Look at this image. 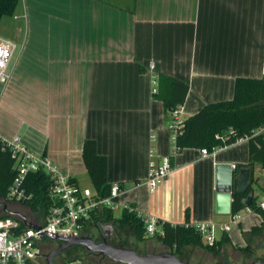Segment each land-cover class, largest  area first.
Segmentation results:
<instances>
[{
  "label": "crops",
  "instance_id": "0c3cea01",
  "mask_svg": "<svg viewBox=\"0 0 264 264\" xmlns=\"http://www.w3.org/2000/svg\"><path fill=\"white\" fill-rule=\"evenodd\" d=\"M14 17L20 26L3 35L18 37L20 47L10 82H0V138L20 137L81 186L90 182L83 146L95 140L108 158L109 183L121 184V200L140 217L211 223L219 239L229 237L225 248L247 245L263 214L243 210L233 221L217 187L249 168L255 202L264 193V169L248 166V139L205 159L183 149L151 192L149 173L173 148L170 118L153 89L162 75L186 83L182 113L189 119L231 100L237 79L263 78L264 0H21Z\"/></svg>",
  "mask_w": 264,
  "mask_h": 264
},
{
  "label": "trees",
  "instance_id": "16d2710c",
  "mask_svg": "<svg viewBox=\"0 0 264 264\" xmlns=\"http://www.w3.org/2000/svg\"><path fill=\"white\" fill-rule=\"evenodd\" d=\"M21 0H0V25L4 17L15 15ZM189 86L174 78L160 76L158 92L156 97L163 102L169 122L172 112L183 107L185 104ZM168 122V123H169ZM264 128V77L261 79L239 78L235 84L234 97L228 101H222L206 105L200 112L186 121L184 133L177 142V153L183 149L191 148L196 150L207 149L213 153L215 150L232 145L242 139L249 141V163L253 168L255 164H261L264 169V131L257 132ZM83 160L87 168L91 186L100 198L110 195L112 185L108 180V158L100 155L98 144L95 140H87L83 146ZM172 156V163H173ZM15 160L8 145L0 139V201L6 202L10 187L12 186L17 172ZM254 181V177H252ZM52 186V178L45 171L29 173L24 181L23 188L30 199L22 202L21 206L28 211V217H42L49 213L51 201L49 191ZM253 191L251 187L248 192L240 194L237 190L233 193L232 214L243 211V199ZM255 212H264L256 205L255 198L249 207ZM160 233L152 238L161 242L181 260L189 261L187 248L200 247L209 252L214 258H218L225 246L231 245L229 237L224 234L216 241L214 246L206 245L198 230L187 223L173 225L169 222H161ZM103 225H110L114 233L109 241L115 247H123L140 252L135 244L146 242L151 237L147 234L145 220L135 211L123 210L120 217L115 212L103 208L94 213L85 223L83 236L94 238V230L101 229ZM264 237V224L255 227L245 235L247 245L235 249V252L253 256L255 250L253 245L260 238ZM101 236L95 239L96 242L103 241ZM61 244L60 241L48 239L45 242L44 254L50 253ZM100 254L88 252L83 246L77 245L70 248L63 255L59 256L61 262L55 260L54 264H100ZM92 258L86 262V259ZM257 261H264V258H257ZM110 264H119L109 262ZM218 264V263H217Z\"/></svg>",
  "mask_w": 264,
  "mask_h": 264
},
{
  "label": "built area",
  "instance_id": "2783aa9c",
  "mask_svg": "<svg viewBox=\"0 0 264 264\" xmlns=\"http://www.w3.org/2000/svg\"><path fill=\"white\" fill-rule=\"evenodd\" d=\"M19 52V45L5 37L0 36V82L7 85L12 77L10 66ZM154 72L155 66L150 67ZM156 79V77H155ZM153 93L158 92L156 80ZM186 121L183 117L182 107L172 112L168 129L171 135L172 154L165 157L162 165L155 166L149 173L147 186L154 192L164 179L173 172L172 156L177 155V142L184 133ZM264 128L257 132H263ZM2 139L12 152L15 160L17 176L10 187L6 202L0 201V264H42L45 257V242L48 239L61 237L68 239L73 236H83L85 223L94 213L103 208L116 211H134L127 203L121 200L123 189L120 183L112 185L110 195L100 198L93 188L83 187L73 182L69 177L61 173L58 166L48 157L37 155L26 147L18 136L7 140ZM211 152L207 149L200 150V158L209 157ZM45 171L52 178V186L49 191L51 207L49 213L42 217H28L11 211L10 206L21 205L30 196H27L23 188L24 181L29 173ZM260 209L264 212V202ZM252 211L250 208L244 209ZM241 213L234 215L233 221L241 219ZM147 234L153 237L159 231L161 222L151 217L144 219ZM200 233L206 245L214 246L218 237L217 226L211 223H202L194 226ZM231 230L230 225L222 227L225 233Z\"/></svg>",
  "mask_w": 264,
  "mask_h": 264
},
{
  "label": "water",
  "instance_id": "95a60500",
  "mask_svg": "<svg viewBox=\"0 0 264 264\" xmlns=\"http://www.w3.org/2000/svg\"><path fill=\"white\" fill-rule=\"evenodd\" d=\"M251 169L243 168L234 176L232 174L229 182L225 185H218V203L225 206V213H230L232 208V194L234 190L233 181L237 182V192L244 194L252 187ZM254 192H250L244 199L243 205L249 208L252 205ZM109 235L101 242H96L91 237L73 236L68 239L56 237L54 240L60 241L61 244L49 254L46 255L47 264H54L57 257L63 255L70 248L80 245L88 252L99 253L104 258L119 264H193L181 260L172 252L138 254L135 250L123 247H115L108 241ZM251 264H264V261H254Z\"/></svg>",
  "mask_w": 264,
  "mask_h": 264
},
{
  "label": "rangeland",
  "instance_id": "374dc122",
  "mask_svg": "<svg viewBox=\"0 0 264 264\" xmlns=\"http://www.w3.org/2000/svg\"><path fill=\"white\" fill-rule=\"evenodd\" d=\"M20 21H16L15 17H4L1 26H0V35L7 37L11 40H14L15 42L19 41L18 37H12L10 35H3V31L6 29L11 28L12 24H19ZM10 24V25H9ZM17 25L16 27H19ZM20 43V42H18ZM20 47V46H19ZM15 61V58L13 60V63ZM12 66H10V69H12ZM3 85V84H2ZM5 86V85H3ZM5 88V87H4ZM4 93V92H3ZM88 179V178H86ZM82 186L84 187H89L90 182L89 180L86 182H82ZM264 187V185H263ZM263 191L259 193L260 198L257 199V204L263 199ZM12 210L16 211L17 213L20 214H26L27 209L24 208L23 206L19 204H14L10 206ZM254 212V211H253ZM116 217H120L121 211H116L115 213ZM114 230L110 225H103L101 226V229L99 230H94V238L98 239L101 236H107L109 234L113 235ZM94 239V240H95ZM136 248L143 253H161V252H171L170 250L166 249L161 242L157 241L156 239H153L152 237L146 241V242H141L135 244ZM253 249L255 250V255L249 256V255H244L238 252H235V250L232 247L225 248L220 256L218 258H214L209 252L204 250L203 248L200 247H189L187 248V254L189 256V261L193 264H251L254 261H257V258H264V237L260 238L257 240V242L253 245ZM48 254V253H47ZM46 254V255H47ZM101 255V254H100ZM100 264H110V261L108 258H104L102 255L100 256ZM55 260L60 261V259L57 257ZM92 258L86 259V262L91 261ZM42 264H47L46 258L42 261ZM73 264H81L80 262L78 263H73Z\"/></svg>",
  "mask_w": 264,
  "mask_h": 264
},
{
  "label": "flooded vegetation",
  "instance_id": "af4514ba",
  "mask_svg": "<svg viewBox=\"0 0 264 264\" xmlns=\"http://www.w3.org/2000/svg\"><path fill=\"white\" fill-rule=\"evenodd\" d=\"M105 237H107V236H103V239H104ZM111 238H112V235H111V234H109L108 241H110V240H111Z\"/></svg>",
  "mask_w": 264,
  "mask_h": 264
}]
</instances>
